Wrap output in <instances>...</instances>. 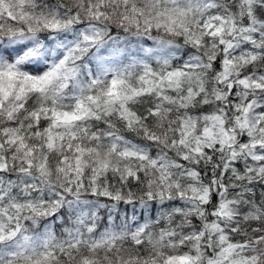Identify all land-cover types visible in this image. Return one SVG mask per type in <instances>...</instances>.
<instances>
[{
    "label": "snow or ice",
    "instance_id": "obj_1",
    "mask_svg": "<svg viewBox=\"0 0 264 264\" xmlns=\"http://www.w3.org/2000/svg\"><path fill=\"white\" fill-rule=\"evenodd\" d=\"M0 264H264V0H0Z\"/></svg>",
    "mask_w": 264,
    "mask_h": 264
}]
</instances>
